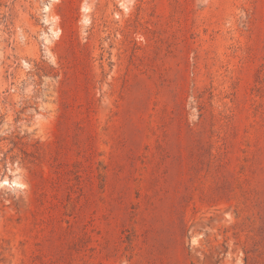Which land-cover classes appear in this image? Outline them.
Listing matches in <instances>:
<instances>
[{
    "label": "rangeland",
    "instance_id": "obj_1",
    "mask_svg": "<svg viewBox=\"0 0 264 264\" xmlns=\"http://www.w3.org/2000/svg\"><path fill=\"white\" fill-rule=\"evenodd\" d=\"M0 264H264V0H0Z\"/></svg>",
    "mask_w": 264,
    "mask_h": 264
}]
</instances>
